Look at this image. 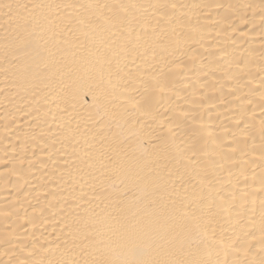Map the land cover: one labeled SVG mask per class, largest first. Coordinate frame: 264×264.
Returning a JSON list of instances; mask_svg holds the SVG:
<instances>
[{
	"label": "bare ground",
	"instance_id": "1",
	"mask_svg": "<svg viewBox=\"0 0 264 264\" xmlns=\"http://www.w3.org/2000/svg\"><path fill=\"white\" fill-rule=\"evenodd\" d=\"M0 264H264V0H0Z\"/></svg>",
	"mask_w": 264,
	"mask_h": 264
}]
</instances>
